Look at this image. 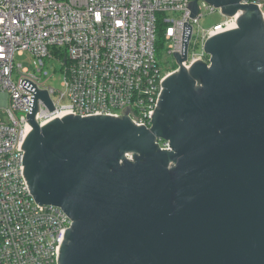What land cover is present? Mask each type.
<instances>
[{"label": "water", "instance_id": "95a60500", "mask_svg": "<svg viewBox=\"0 0 264 264\" xmlns=\"http://www.w3.org/2000/svg\"><path fill=\"white\" fill-rule=\"evenodd\" d=\"M202 1L236 28L186 69V26L149 128L103 115L40 126L37 101L53 104L22 80L26 184L72 220L58 264H264V20L253 3Z\"/></svg>", "mask_w": 264, "mask_h": 264}, {"label": "built area", "instance_id": "2783aa9c", "mask_svg": "<svg viewBox=\"0 0 264 264\" xmlns=\"http://www.w3.org/2000/svg\"><path fill=\"white\" fill-rule=\"evenodd\" d=\"M193 1L0 0V264H58L72 226L59 207L37 204L26 184L22 145L31 130L27 116L33 93L21 86L22 80L46 91L53 104L50 111L37 101L40 126L67 115H103L127 116L149 128L162 83L178 71V65L163 71L156 59L158 26L164 27L162 41L173 58L174 52L182 53L183 35L191 26L182 62L186 69L196 62L208 64L206 40L236 28L237 15L224 16L202 0H197L196 18H190ZM246 3L257 5L264 20V0L241 2ZM202 10L219 11L223 20L200 28ZM194 34L193 48L201 45V51L191 54ZM26 54L39 75L14 65L15 56ZM51 60L59 62L63 75L58 89L47 84L55 81L45 70Z\"/></svg>", "mask_w": 264, "mask_h": 264}, {"label": "rangeland", "instance_id": "374dc122", "mask_svg": "<svg viewBox=\"0 0 264 264\" xmlns=\"http://www.w3.org/2000/svg\"><path fill=\"white\" fill-rule=\"evenodd\" d=\"M204 16L199 20L198 24L200 28L203 29H209L211 28L214 24L219 23L220 21L223 20V17L221 16L219 11H215L214 13H208L203 11ZM199 28L195 26V31H197ZM196 34H194V38L192 40V45L189 48V53H199L201 51V45L197 46V48H193V42L195 40ZM167 45L168 43H164L162 40L161 42H157V50H156V59L160 64V67L163 69V71H168L171 69H174L177 64L176 60L168 56L166 54L167 52ZM14 65L17 67V65H21L22 68H27L30 73H35L39 75L36 71V68L32 64V59L26 54L22 57L20 56H15L14 58ZM60 69V64L56 60H51L47 63V66L45 70L48 72V76L55 78V81H48L47 84L51 86L54 89L59 88V83L63 79V75L59 71ZM13 79L16 80V73L13 76ZM44 79V77H43ZM1 112L4 113L5 109H1Z\"/></svg>", "mask_w": 264, "mask_h": 264}, {"label": "trees", "instance_id": "16d2710c", "mask_svg": "<svg viewBox=\"0 0 264 264\" xmlns=\"http://www.w3.org/2000/svg\"><path fill=\"white\" fill-rule=\"evenodd\" d=\"M164 33V27L160 24L157 31V42H161Z\"/></svg>", "mask_w": 264, "mask_h": 264}]
</instances>
